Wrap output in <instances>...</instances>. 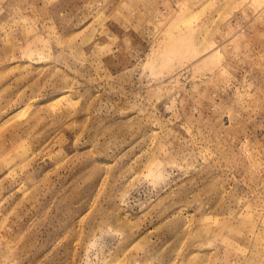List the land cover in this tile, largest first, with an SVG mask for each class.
I'll use <instances>...</instances> for the list:
<instances>
[{
    "label": "rangeland",
    "instance_id": "rangeland-1",
    "mask_svg": "<svg viewBox=\"0 0 264 264\" xmlns=\"http://www.w3.org/2000/svg\"><path fill=\"white\" fill-rule=\"evenodd\" d=\"M0 264H264V0H0Z\"/></svg>",
    "mask_w": 264,
    "mask_h": 264
},
{
    "label": "bare ground",
    "instance_id": "bare-ground-1",
    "mask_svg": "<svg viewBox=\"0 0 264 264\" xmlns=\"http://www.w3.org/2000/svg\"><path fill=\"white\" fill-rule=\"evenodd\" d=\"M175 48V47H174Z\"/></svg>",
    "mask_w": 264,
    "mask_h": 264
}]
</instances>
